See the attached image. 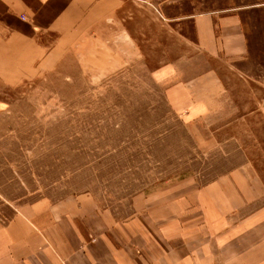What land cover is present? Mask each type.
Segmentation results:
<instances>
[{"label":"rangeland","instance_id":"374dc122","mask_svg":"<svg viewBox=\"0 0 264 264\" xmlns=\"http://www.w3.org/2000/svg\"><path fill=\"white\" fill-rule=\"evenodd\" d=\"M115 11L0 95V206L71 197L127 219L141 193L245 163L264 192V0H120ZM217 11L240 16L244 58L197 47L191 17ZM207 71L209 110L188 119L167 91Z\"/></svg>","mask_w":264,"mask_h":264},{"label":"crops","instance_id":"0c3cea01","mask_svg":"<svg viewBox=\"0 0 264 264\" xmlns=\"http://www.w3.org/2000/svg\"><path fill=\"white\" fill-rule=\"evenodd\" d=\"M120 0H0V95L38 70L87 27L103 24ZM197 47L244 58L248 39L236 13L193 15ZM54 36L51 46L42 37ZM176 64L172 65L174 68ZM170 68V67H169ZM174 71V70H173ZM178 83L167 98L188 119L209 110L206 77ZM232 168L200 185L194 179L132 200L127 219L87 199L0 206V264H264V192Z\"/></svg>","mask_w":264,"mask_h":264}]
</instances>
